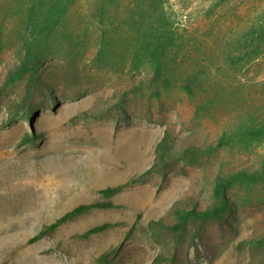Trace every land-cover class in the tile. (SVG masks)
<instances>
[{"label":"rangeland","instance_id":"374dc122","mask_svg":"<svg viewBox=\"0 0 264 264\" xmlns=\"http://www.w3.org/2000/svg\"><path fill=\"white\" fill-rule=\"evenodd\" d=\"M27 1L0 0V264H97L106 252L107 264H264L248 242L264 238V182H236L227 211L199 234L197 222L177 233L148 225L173 224L174 207L212 202L217 179L260 168L264 137L242 131L264 120V0H109L104 11L76 0L39 70L10 83ZM147 21L172 36L159 80L139 40ZM165 133L176 151H204L146 174ZM139 176L112 208L29 243L75 206L105 201L99 189ZM104 222L115 225L77 236Z\"/></svg>","mask_w":264,"mask_h":264},{"label":"trees","instance_id":"16d2710c","mask_svg":"<svg viewBox=\"0 0 264 264\" xmlns=\"http://www.w3.org/2000/svg\"><path fill=\"white\" fill-rule=\"evenodd\" d=\"M76 0H28L25 6V37L23 39V47L21 57L17 68L10 75V83H14L27 74L37 72L44 58V51L49 41L55 34L59 32L67 19V15ZM94 4L101 5V9L106 10L109 0H93ZM149 8H155L154 0H146ZM148 22V21H147ZM258 29L255 31V40L258 46L264 37V16L259 19ZM139 40L147 53L153 72V78L159 80L164 75L165 60L168 48L171 44V33L165 32L157 27L155 21L148 22L140 26L138 31ZM249 55L248 51L237 57V60L243 61ZM185 89L190 91L189 85H185ZM33 121V118L31 117ZM242 135L247 139H259L264 137V120L260 121L256 126L247 127L242 131ZM29 137H24V142L31 143L37 138L35 133H29ZM32 139V140H31ZM231 139L221 138L216 146L226 145ZM210 150V148L208 149ZM204 150L198 147H190L181 151H176L173 139L168 133H165L155 147V156L152 166L146 171V174L158 172L160 169L168 168V164L175 157L185 158L189 162L195 160ZM139 177H133L128 181L106 186L98 190L100 198L105 201H96L89 204H79L66 212L58 219L44 225L33 237L29 239L32 243L42 237L52 234L64 222L80 216L92 209H109L113 207V203L109 199L113 198L124 190L127 186L139 181ZM236 182L259 183L264 182V159L258 170L253 172L237 171L228 176L217 179L212 188V202L203 207L198 204L190 203L188 207L173 208L175 222L167 225L163 220H151L148 225L152 228L171 230L174 233L182 232L191 222H197L198 229L196 234L208 222L220 220L229 206L228 190ZM115 223L104 222L99 225L92 226L84 232L78 234L79 238H87L91 235L104 232L114 226ZM249 243L264 248V238L248 241ZM109 252H106L97 258V264H107L109 261ZM161 256L154 257L149 264H162Z\"/></svg>","mask_w":264,"mask_h":264}]
</instances>
